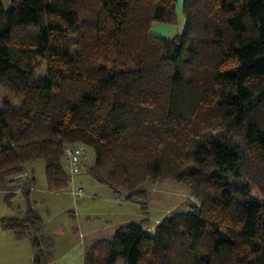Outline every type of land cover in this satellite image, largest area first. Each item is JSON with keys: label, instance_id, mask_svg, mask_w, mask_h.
Segmentation results:
<instances>
[{"label": "trees", "instance_id": "16d2710c", "mask_svg": "<svg viewBox=\"0 0 264 264\" xmlns=\"http://www.w3.org/2000/svg\"><path fill=\"white\" fill-rule=\"evenodd\" d=\"M10 4L0 0V190L36 160L50 191L67 189L64 147L80 145L91 178L128 201L169 180L198 202L152 234L147 219L118 228L84 264H264V0H180L184 30L171 38L150 28L176 24L177 0ZM33 185L18 187L22 217L0 226L52 264Z\"/></svg>", "mask_w": 264, "mask_h": 264}, {"label": "rangeland", "instance_id": "374dc122", "mask_svg": "<svg viewBox=\"0 0 264 264\" xmlns=\"http://www.w3.org/2000/svg\"><path fill=\"white\" fill-rule=\"evenodd\" d=\"M1 2L5 10L10 8V0ZM2 103L0 93V108ZM24 169L28 177L19 175L5 191L0 190V219L22 217L25 200L18 187L32 177L34 185L29 199L42 221V236L49 241V245H41V250L48 249L52 264H84V251L93 242L111 239L120 227L140 224L145 212L149 224L146 229L152 234L154 227L172 212L190 203L198 204L182 184L169 180L145 184L146 205H143L128 201L123 194L98 184L88 172L73 176L67 189L50 191L43 161L27 163ZM74 188H81L84 196L72 197L70 191ZM7 195H10L9 206ZM34 255L29 238L17 239L11 231L0 226V264H34Z\"/></svg>", "mask_w": 264, "mask_h": 264}, {"label": "built area", "instance_id": "2783aa9c", "mask_svg": "<svg viewBox=\"0 0 264 264\" xmlns=\"http://www.w3.org/2000/svg\"><path fill=\"white\" fill-rule=\"evenodd\" d=\"M64 167L70 178L77 174L87 173L93 163V157L90 151L80 145H67L64 147ZM24 178L28 177L25 171L21 174ZM30 178V177H29ZM72 197L79 199L84 196L80 188L72 189L70 191Z\"/></svg>", "mask_w": 264, "mask_h": 264}, {"label": "crops", "instance_id": "0c3cea01", "mask_svg": "<svg viewBox=\"0 0 264 264\" xmlns=\"http://www.w3.org/2000/svg\"><path fill=\"white\" fill-rule=\"evenodd\" d=\"M178 1L179 0H177V4H176V17H177L176 24L168 25V24L154 23L150 28V34L152 36L159 38H171L172 36L179 35L183 32L184 21L181 13L182 4L180 5V7H178L179 6ZM144 214H145L144 219H147L146 218L147 212H145Z\"/></svg>", "mask_w": 264, "mask_h": 264}, {"label": "water", "instance_id": "95a60500", "mask_svg": "<svg viewBox=\"0 0 264 264\" xmlns=\"http://www.w3.org/2000/svg\"><path fill=\"white\" fill-rule=\"evenodd\" d=\"M134 202H135V203H138V204H144V203H145L144 200H142V199H138V198H135V199H134Z\"/></svg>", "mask_w": 264, "mask_h": 264}]
</instances>
